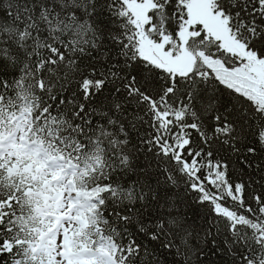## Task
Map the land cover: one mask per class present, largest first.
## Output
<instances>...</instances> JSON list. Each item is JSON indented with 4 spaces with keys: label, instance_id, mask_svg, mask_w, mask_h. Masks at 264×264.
Wrapping results in <instances>:
<instances>
[{
    "label": "snow or ice",
    "instance_id": "1",
    "mask_svg": "<svg viewBox=\"0 0 264 264\" xmlns=\"http://www.w3.org/2000/svg\"><path fill=\"white\" fill-rule=\"evenodd\" d=\"M0 264H264V0H0Z\"/></svg>",
    "mask_w": 264,
    "mask_h": 264
}]
</instances>
